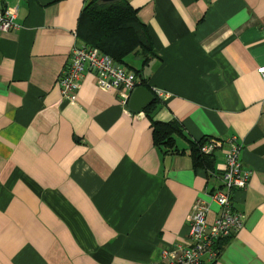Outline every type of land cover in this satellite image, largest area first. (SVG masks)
Here are the masks:
<instances>
[{
  "label": "crops",
  "instance_id": "0c3cea01",
  "mask_svg": "<svg viewBox=\"0 0 264 264\" xmlns=\"http://www.w3.org/2000/svg\"><path fill=\"white\" fill-rule=\"evenodd\" d=\"M88 1L0 0L18 24L0 32V264L160 263L163 249L186 243L195 199L207 221L217 214L208 195L231 137L251 171L230 195L244 219L199 264H264V0H126L152 38L140 72L152 119L182 129L184 153L166 155L145 113L92 73L73 101L61 97L57 77ZM201 137L215 143L212 173L188 156L187 140Z\"/></svg>",
  "mask_w": 264,
  "mask_h": 264
},
{
  "label": "built area",
  "instance_id": "2783aa9c",
  "mask_svg": "<svg viewBox=\"0 0 264 264\" xmlns=\"http://www.w3.org/2000/svg\"><path fill=\"white\" fill-rule=\"evenodd\" d=\"M16 6L0 8V32L18 28L15 21ZM264 83V67L257 69ZM90 72L95 77L96 86L102 90L116 92L119 103L127 105L130 92L139 85L136 75L110 56L95 47L74 43L69 51L68 60L58 74L57 85L61 97L73 101L84 73ZM157 97L164 96L160 90H154ZM264 120V113L262 114ZM240 145L234 138L228 140L223 150V167L219 174L220 185L210 191L209 199L218 206V212L211 221L205 219L208 204L195 199L188 212V234L185 244H176L161 251V262L148 264H199L202 254L209 260L217 257L215 244L231 237L241 228L244 215L235 210L230 203L231 191L244 189L251 171L241 167L239 160ZM213 148V141H205L199 147L201 153L207 154Z\"/></svg>",
  "mask_w": 264,
  "mask_h": 264
},
{
  "label": "trees",
  "instance_id": "16d2710c",
  "mask_svg": "<svg viewBox=\"0 0 264 264\" xmlns=\"http://www.w3.org/2000/svg\"><path fill=\"white\" fill-rule=\"evenodd\" d=\"M136 11L126 0H89L79 14L75 39L97 48L129 71L133 67L124 58L129 54L140 57L139 67L133 68L132 72L138 76L139 85L147 87L140 72L153 56V43L148 28L136 17ZM154 109V98L141 109L148 118L154 147L162 155L184 153V150L177 149L175 145V138L183 137L180 125L175 120L160 122L152 119ZM207 140L204 137L195 141L187 140L188 156L194 169L201 168L212 173L213 155L201 153L199 150L200 145ZM215 248L219 254V247Z\"/></svg>",
  "mask_w": 264,
  "mask_h": 264
},
{
  "label": "water",
  "instance_id": "95a60500",
  "mask_svg": "<svg viewBox=\"0 0 264 264\" xmlns=\"http://www.w3.org/2000/svg\"><path fill=\"white\" fill-rule=\"evenodd\" d=\"M101 2H109L113 0H100ZM153 99L152 93L144 86L137 85L130 92L127 100V108L133 112H139L146 104Z\"/></svg>",
  "mask_w": 264,
  "mask_h": 264
},
{
  "label": "rangeland",
  "instance_id": "374dc122",
  "mask_svg": "<svg viewBox=\"0 0 264 264\" xmlns=\"http://www.w3.org/2000/svg\"><path fill=\"white\" fill-rule=\"evenodd\" d=\"M131 57H132V55L129 54V55H127V56L125 57V60H126V61H129V60L131 59ZM129 64L131 65V63H129ZM131 66L136 67V66H134V65H131Z\"/></svg>",
  "mask_w": 264,
  "mask_h": 264
}]
</instances>
